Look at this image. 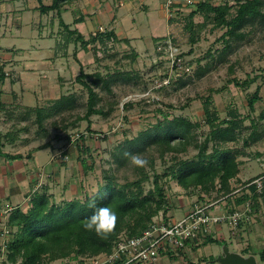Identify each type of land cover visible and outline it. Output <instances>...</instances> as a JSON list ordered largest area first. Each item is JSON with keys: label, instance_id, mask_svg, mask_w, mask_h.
Masks as SVG:
<instances>
[{"label": "rangeland", "instance_id": "374dc122", "mask_svg": "<svg viewBox=\"0 0 264 264\" xmlns=\"http://www.w3.org/2000/svg\"><path fill=\"white\" fill-rule=\"evenodd\" d=\"M199 1L201 0H78L70 5L71 13L64 14V20L71 28H78L86 38L99 30L114 29L119 38L117 41L106 39L104 43L98 42L97 52L92 44L84 48L80 43L71 42L65 47V31L59 23L57 13L53 11L41 15L39 11L34 12L31 9L38 6V0L29 1V9L20 1L8 5L10 9L13 7L17 11L12 17L6 16L9 8L5 9L1 5L0 66H5L8 78L3 85L2 98L7 107L0 112V130L6 133L14 126L17 129L24 127L16 141L5 142L4 150L27 155L33 148L49 142L51 146L41 149L40 160H36L44 167L40 171L49 175L47 187L55 181L48 173L52 168L49 161L53 158L57 164L63 160L68 162L70 158H66V155H72L74 162L71 159V173L74 174L69 178V171L65 168L59 183L61 186L57 190L65 194L67 186L74 183L79 194H82L81 184L85 189L83 191L93 193L103 182L106 171L114 173L120 183L134 181L142 176L139 168L130 161L119 167L112 154L115 147L123 143L126 137L132 138L139 131L163 120L166 112L171 119L183 116L200 124L193 128L192 133L199 143L205 142L211 128L205 123L203 102L207 96H211L213 106L218 109L221 117H226L227 111L236 107L245 117V127L251 125L252 118L259 124L261 136L257 142L245 146L243 139L252 131L243 128L236 141L226 144L233 148H243L247 152L240 156L242 164L238 175L240 180V176L245 179L240 184L233 180L236 187L234 191H239H233L230 197H236L237 200L238 197L248 195L247 189L239 188L252 182L264 171V117L261 115L264 109V21L261 22L258 18L255 27L242 29L249 32L248 35L242 40L233 41L226 59L220 61L218 54L225 45L220 36L226 29H213L212 23L201 27L204 22L202 15L195 16L192 21L194 24L190 27L192 23L189 14ZM212 1L215 4L228 2L231 6H236V0ZM50 2L51 0H44L45 4ZM24 9L28 11L18 12ZM80 16H84L83 21L73 22ZM10 25L11 28L8 29ZM16 26L21 28L16 29ZM192 36L197 37V40L193 42ZM159 38L161 42H170L171 54H174L172 57L177 55L181 58L180 62L186 67V73L173 70L170 53L156 49ZM55 49H58V55H55ZM182 53L183 57L180 55ZM133 55H136V59H133ZM208 65L209 71L199 77L196 72L200 67ZM81 66L88 73L101 72L107 76L118 70H130L138 73V77L127 82L113 83L112 93L106 92L100 86L96 87L103 97L101 104L105 105L106 110L110 107V101L117 100L118 104L109 115L94 114L89 122L86 118L80 119L86 112L88 98L87 89L76 80ZM231 67H234L233 73ZM179 76L188 80L186 85L182 86L178 82ZM248 76L255 79L247 87L237 86L230 81L232 78L243 81ZM257 86H261L260 100L253 111L250 110L248 102ZM70 94L75 97L74 106L59 112L54 111L56 100L61 95ZM128 102H131V106L124 108ZM25 106H42L47 111H53L44 121L45 133L38 132L35 113L28 120H20L25 113ZM89 128L94 132H90ZM82 134L83 139L80 137ZM214 144V140L208 141L209 152ZM87 147H90L95 156V169L85 175L76 156L79 150ZM198 150L195 145H189L186 151L180 153L179 158H196ZM153 153L154 166L149 163L144 166L149 174V179L143 183L145 191L153 188L154 174L162 175L166 167L174 163V153H168L163 158L157 150ZM17 160L19 159L13 160V164ZM165 180L163 178L162 182ZM166 186L171 205L167 215L180 218L185 210L184 206L196 197L186 192L176 180L166 181ZM225 195L227 194L217 196L215 189L210 196L216 199ZM229 200L232 201V198ZM28 203H25V209ZM240 204L243 206V202ZM222 227L230 250L234 251L235 247L245 245L246 240L241 243L235 240L240 229L233 230L228 224ZM219 232L222 233V230ZM204 246L208 249L218 247L216 243L201 246L203 248L198 261L191 254L190 259L195 260V264L203 262L202 258L207 256ZM258 258L259 264H263L259 256ZM73 259H61L55 264H80V259ZM165 259L168 258L160 257V260Z\"/></svg>", "mask_w": 264, "mask_h": 264}, {"label": "trees", "instance_id": "16d2710c", "mask_svg": "<svg viewBox=\"0 0 264 264\" xmlns=\"http://www.w3.org/2000/svg\"><path fill=\"white\" fill-rule=\"evenodd\" d=\"M74 1L76 0H51L50 3L45 4L44 0H38L39 5L36 7L41 15L53 11L57 13L59 23L65 31V47L71 42L80 43L84 48H88L92 44L94 51L97 52L98 42L104 43L106 39L119 40L114 29L99 30L86 38L78 28H71V25L65 22L63 12L67 10V5ZM197 15H202L204 18L201 27H204L206 23H212L213 29H226L220 36L225 45L218 54V59L224 61L232 49L233 41L242 40L248 35L249 32L242 29L255 27L258 18L261 22L264 21V0H236V6L234 7L228 2L215 4L212 0H201L189 14L190 23H192L190 27L193 26V18ZM83 19L84 16H80L74 22L77 23L83 21ZM170 21H172V18H170ZM195 40H197V37L192 36V41ZM126 41L129 40L126 39ZM159 42H161L160 38L156 46L158 51H160L158 49ZM164 44H167L166 41ZM161 52H164V50H161ZM180 55L183 57L184 54ZM133 59H136V55H133ZM177 63L176 60L173 70L178 69L180 72L186 73V67L182 65L183 67L179 68ZM187 64L185 66H188ZM233 68L231 67L232 73ZM207 71H209V65L200 67L196 73L200 77ZM137 75L138 73H133L130 70H118L105 76L101 72L88 73L81 66L76 80L87 89L88 98L86 112L80 119L86 118L90 122L89 119L94 114L107 116L118 104L117 100L110 101V107L106 110L105 105L101 104L103 97L96 90V87L100 86L106 92L112 93L113 83L127 82L138 77ZM168 77L172 78V75ZM7 78L8 73L5 66L1 65L0 112L7 107L2 98L3 85ZM254 79L255 77L252 79L248 76L243 81L238 78H232L230 81H233L237 86L247 87ZM187 81L183 76L178 77V82L182 86L186 85ZM260 90L261 86H257L255 92L249 98L250 110H255V104L260 100ZM74 102V95H61L56 100L53 110L59 112L66 108H72ZM203 103L205 123L210 125L211 128L205 142L199 143L192 133L193 128L200 124H196L183 116H175L171 119L166 112L163 120H159L147 129L139 131L132 138L126 137L123 143L115 147L112 155L119 167L125 166L130 161V157L125 156V153L146 156L152 167L155 164L154 151L157 150L161 158L168 153H174V156H172L174 163L168 165L162 175L154 174L153 188L148 191H145L143 184L145 180L149 179V174L144 167H138L142 175L140 178L124 183H120L114 173L106 171L103 182L99 184L95 192L83 191L85 189L81 184L82 194L72 199L57 200L55 193L51 192V187L48 188V185L37 187L39 180L37 178L30 191L28 207L26 209L22 206L13 207L7 218V225L11 229V233L7 242L6 254L10 263L49 264L58 259H80L81 257L111 251L114 242L122 232L125 231L128 235L140 234L150 222L158 217L161 211L167 216L171 208L166 188L168 187L166 181L169 180H176L186 192L197 195L200 199H203L205 195H211L215 189L217 196L233 192L236 188L233 180L240 184L238 178L240 165L242 164L240 156L247 152L243 148H233L226 144L236 141L238 133L240 134L243 128L252 131L250 135L243 139L244 145L249 146L257 142L261 136L258 128L259 124L252 118L251 125L245 127V117L238 112L236 107L230 108L226 117H221L218 109L213 106L211 96H207ZM128 106H131V102L125 103L124 108ZM49 110L47 111L42 106H25L23 110L25 113L21 115L20 120H28L30 115L35 113V122L39 126L38 132L43 131L45 133L44 121L53 113L52 110ZM261 115L264 117V109ZM22 130H24V127L17 129L16 126L6 133L0 130V157H5L7 160L23 157L21 153L14 154L4 150L5 142L12 143L16 141ZM89 131L94 132L91 128H89ZM83 135L80 136L81 139H83ZM210 140H214L215 144L212 151L209 152L207 143ZM189 145H195L199 149L196 158L188 160L179 158L180 153L186 151ZM50 146L51 143L46 142L33 148L32 151ZM76 159L81 165L83 174L88 175L89 171L95 169V156L90 147L79 150ZM163 178H166L164 183L162 182ZM252 192V195L246 194L240 198L238 197L237 202L241 203L246 199H252L254 206L257 196L260 197L264 193L257 194L253 187ZM93 199H95L97 206H110L117 213L115 227L106 236L98 235L95 230H88L84 227L93 211L89 207ZM201 242L202 244L214 242L227 244L223 238L209 236L198 240L192 249L198 247ZM261 258L264 260V251L261 252ZM214 260L215 257L211 261Z\"/></svg>", "mask_w": 264, "mask_h": 264}, {"label": "built area", "instance_id": "2783aa9c", "mask_svg": "<svg viewBox=\"0 0 264 264\" xmlns=\"http://www.w3.org/2000/svg\"><path fill=\"white\" fill-rule=\"evenodd\" d=\"M170 3L172 4V1ZM164 43L159 42L158 49L170 53L172 69L176 60L179 68L183 67L180 57L177 55L172 57L174 54H171L170 42ZM38 179L37 187L46 185L49 175L40 171ZM252 187L257 194L264 193V171L252 182H247L239 189H247L248 195H252ZM231 195L232 192L222 196L223 199H213L215 197L210 195L200 199L195 195L196 198L186 204L189 207L184 206L185 210L180 218L165 216L161 211V214L159 213L158 217L140 234L128 235L124 231L114 242L111 251L102 252L97 256L81 257L80 264H156L161 256L168 259H180L185 253L192 254L193 245L198 240L209 236L218 237L223 225L228 224L231 229L238 230L245 222L253 219L252 199L244 200L242 206L237 202L236 197H230ZM230 198L232 201L229 200ZM12 209L11 204L0 208V229L5 237L11 233L7 218ZM3 250L7 251V241L3 245Z\"/></svg>", "mask_w": 264, "mask_h": 264}, {"label": "crops", "instance_id": "0c3cea01", "mask_svg": "<svg viewBox=\"0 0 264 264\" xmlns=\"http://www.w3.org/2000/svg\"><path fill=\"white\" fill-rule=\"evenodd\" d=\"M19 1L25 5V8L29 9L28 8L29 1H32V0H0V6L2 5L3 8L8 9L10 7L8 5L17 3ZM77 1L78 0L67 5V10L63 12L64 19H66L64 14L68 15L69 13H71L70 5L72 6ZM36 7L37 6H34L33 8L31 7V9L34 12H36L38 11L35 9ZM23 11H28V10L24 9V10H19L18 12H23ZM15 13H17V11L13 7H11V9L9 8V10H6V16L9 15L12 17V15H14ZM10 28H11V25L8 27V29ZM15 28L19 29L21 28V26L20 27L16 26ZM57 51L58 49L55 51V55H58ZM40 153H41V150L36 151V152H31V153L29 152L27 155L23 154V157L17 160L14 164H13V160H7L5 157H2V156L0 157V208L5 206L6 204H11L13 205V207H17V206L24 207L25 203H28L30 191L33 188V185H35V182L37 181V178H38L39 173L37 174V172L40 171V169L44 168L42 164H38L37 162L38 160H40L39 159ZM71 156L72 155L70 156L66 155V158H70V161L68 162L66 160H63L64 161V162L62 161L63 163L60 162L57 164L56 163L57 161L53 160V158L52 160L49 161V164L52 166V168H51V171L48 170V173H50V175H52L53 177V180H55L54 182L50 183L51 184L50 190L51 192L55 193L57 200H61L65 198L72 199L74 197L81 195L79 194V192H76V189H75L76 187L74 183H73L74 185L71 183L69 186H67L68 189L66 188V190H64L66 192L65 194L57 190V188L61 186L59 185V183L62 180L61 178L65 172V168H66V171L67 170L69 171L67 173L69 175V178L71 175L73 176L74 174V173H71L73 169L71 167V159L74 156L72 157ZM27 161L28 162L30 161V163H28ZM73 162H74V159H72V163ZM60 170H62V172H60ZM14 172H17V174L14 175ZM59 172L61 173V175ZM240 177L242 178L240 180V183H241L244 181L245 178H243L242 176ZM253 209H254V217L252 221H247L240 227V232L238 233L239 235L235 239L238 243H241L244 240H246L245 245L235 247L236 249L234 251L237 254L245 256V257L255 256L258 264H259V258H258L259 256L260 260L264 264V260H262L261 258V252L264 251V195L260 197L257 196L254 202ZM223 232L224 231L222 227V233H220L221 235L220 234L218 235V238H221V239L223 238L224 240L225 235ZM8 239H9V236L7 237L3 236L1 229H0V264H11L10 261L7 259L6 252L3 250V245L6 241L8 242ZM206 244H202L201 242L200 244H198V247H195V249H192V256H194L193 259L196 258L198 261L201 250L203 248L201 246L206 245ZM216 244L218 245L216 249L214 248L208 249L206 248V246H204L207 252L206 254L207 256H204L202 258L204 260L203 261L204 263L198 262V264H205V263L206 264H221L218 261V258L222 256L226 247L229 249L230 247L229 245L225 243L223 244L216 243ZM231 251L234 252L233 250ZM190 257H191V254L185 253V255L180 259L172 258V259L160 260L158 264H190V263L195 264L194 262L195 260L190 259ZM213 257H215V260L211 261ZM59 261H61V259L52 261L49 264H55Z\"/></svg>", "mask_w": 264, "mask_h": 264}, {"label": "clouds", "instance_id": "9594fccd", "mask_svg": "<svg viewBox=\"0 0 264 264\" xmlns=\"http://www.w3.org/2000/svg\"><path fill=\"white\" fill-rule=\"evenodd\" d=\"M125 156H129L131 164L137 167H144L148 164L146 156L130 153H125ZM89 207L93 211L84 227L88 230H95L98 235L106 236L115 227L117 213L110 206H97L95 199H93Z\"/></svg>", "mask_w": 264, "mask_h": 264}, {"label": "water", "instance_id": "95a60500", "mask_svg": "<svg viewBox=\"0 0 264 264\" xmlns=\"http://www.w3.org/2000/svg\"><path fill=\"white\" fill-rule=\"evenodd\" d=\"M221 264H258L255 256L245 257L225 248L222 256L218 258Z\"/></svg>", "mask_w": 264, "mask_h": 264}]
</instances>
